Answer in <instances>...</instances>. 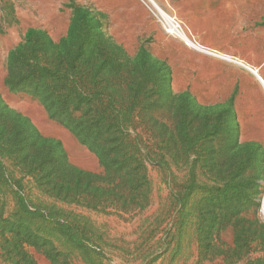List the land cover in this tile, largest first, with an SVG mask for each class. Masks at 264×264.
<instances>
[{
    "label": "rangeland",
    "instance_id": "obj_1",
    "mask_svg": "<svg viewBox=\"0 0 264 264\" xmlns=\"http://www.w3.org/2000/svg\"><path fill=\"white\" fill-rule=\"evenodd\" d=\"M153 1L194 43L197 32L264 63V0ZM78 4L0 0V96L58 141L74 169L49 188L52 164L33 179L1 163L0 264H264V89L247 71L205 70L208 81L235 78L232 110V95L202 90L195 55L164 33L153 8L127 1L135 17H124L80 5L104 15L98 50L134 61L112 96L124 129L119 143L103 144L102 161L38 101L5 86L8 53L25 33L43 29L59 42ZM118 67L109 64L110 80Z\"/></svg>",
    "mask_w": 264,
    "mask_h": 264
},
{
    "label": "trees",
    "instance_id": "obj_2",
    "mask_svg": "<svg viewBox=\"0 0 264 264\" xmlns=\"http://www.w3.org/2000/svg\"><path fill=\"white\" fill-rule=\"evenodd\" d=\"M70 8V30L59 42H54L43 29H29L21 43L9 51L5 86L38 101L50 118L61 123L102 161L107 153L103 144L119 143L124 129V122L119 119L121 108L112 96L122 92L125 78L120 73L134 61L122 51L111 58L98 50L96 40L103 37V14L79 4ZM111 62L119 64L114 80H110ZM166 71L170 76L169 68ZM228 103L233 110V100ZM34 127L0 96V165L12 162L28 177L38 179L40 169L50 163L55 171L45 178V186L50 188L74 169L61 144L42 138Z\"/></svg>",
    "mask_w": 264,
    "mask_h": 264
},
{
    "label": "crops",
    "instance_id": "obj_3",
    "mask_svg": "<svg viewBox=\"0 0 264 264\" xmlns=\"http://www.w3.org/2000/svg\"><path fill=\"white\" fill-rule=\"evenodd\" d=\"M79 5H86L87 3L95 4L96 6H99L101 8H104L106 12H108L110 15L119 14L124 17H130L134 16L135 13L132 10V6L136 5L140 7L142 10H144L145 13L148 14L147 9L149 10V5L146 0H122V3L118 0H78ZM133 4L129 6L126 4V2ZM126 4V5H125ZM116 5V7H113ZM232 6V5H230ZM123 9V11H120V8ZM188 22V20H187ZM189 25V24H188ZM144 26V25H143ZM191 26V25H189ZM144 28V27H143ZM142 28V29H143ZM193 34V32H192ZM195 38V44L198 46V50L188 48L184 44L183 47L190 50L192 54L195 55L193 59H190V62H192V66H190L191 72L197 71L199 73V79L202 83V87L206 90L207 93L212 92L215 90L217 97L219 95L224 96H231L230 99H226L228 101L233 100L234 104L238 103V100L240 97L237 96V88H236V80L235 78L231 77L230 75H223L221 80H219V73L216 72L212 73L211 81H208L209 76L206 77V68L209 70H226L227 72H234L235 70L243 69L247 71L250 75H252L255 79V81L264 89V80L259 75V72H263L264 66L262 64H256V61L253 60L252 55L246 52L245 50H240L237 47H231L230 50H224L217 46H212L205 37L195 32V35L193 34ZM202 62L203 64L206 62V67L204 65H198L195 66L193 62ZM186 68H189V65H186ZM256 72L254 73L253 71ZM221 76V75H220ZM211 87V88H210ZM205 93V91H202V93ZM264 93V90H263ZM212 93H210L211 95ZM234 98V99H233ZM215 100V99H212ZM238 109H240L239 105Z\"/></svg>",
    "mask_w": 264,
    "mask_h": 264
},
{
    "label": "built area",
    "instance_id": "obj_4",
    "mask_svg": "<svg viewBox=\"0 0 264 264\" xmlns=\"http://www.w3.org/2000/svg\"><path fill=\"white\" fill-rule=\"evenodd\" d=\"M148 2V5L150 8H153L157 13H155V15L158 18V22L161 26V28L163 29L164 33L168 36H171L173 38H175V36H177V34L179 32L183 33V28L185 27V25L177 20L176 17H171L169 16L168 22L159 14L160 11L158 8H156L151 0H146ZM186 45V44H185Z\"/></svg>",
    "mask_w": 264,
    "mask_h": 264
},
{
    "label": "bare ground",
    "instance_id": "obj_5",
    "mask_svg": "<svg viewBox=\"0 0 264 264\" xmlns=\"http://www.w3.org/2000/svg\"><path fill=\"white\" fill-rule=\"evenodd\" d=\"M152 1V3H153V5L156 7V8H158L159 9V11H160V15L168 22V20L167 19H169V16L163 11V10H161L156 4H155V2L153 1V0H151ZM175 38H177V39H179L185 46H187L188 48H192V49H196V50H198V46L193 42V41H191V40H189L188 38H187V36L184 34V32L182 33V32H179L178 34H177V36H175ZM254 73L256 72V70L255 71H253Z\"/></svg>",
    "mask_w": 264,
    "mask_h": 264
}]
</instances>
